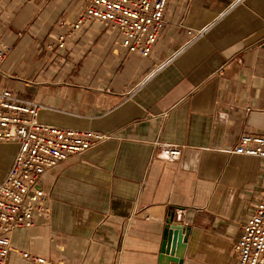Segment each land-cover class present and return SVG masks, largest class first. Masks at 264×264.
I'll use <instances>...</instances> for the list:
<instances>
[{"label":"crops","instance_id":"1","mask_svg":"<svg viewBox=\"0 0 264 264\" xmlns=\"http://www.w3.org/2000/svg\"><path fill=\"white\" fill-rule=\"evenodd\" d=\"M30 1L2 0L0 20ZM55 2L43 10L60 9ZM41 10L33 26L26 14L16 23L18 42L2 37L11 52L0 91L41 104L40 124L107 139L43 176L50 217L12 233L4 264H38L22 252L61 264H158L171 213L190 229L183 264H235L232 245L264 191V160L229 153L241 136L264 135V0H169L146 58L96 24L57 55L34 38L51 27ZM166 146L180 157L165 160ZM17 149L0 143V180Z\"/></svg>","mask_w":264,"mask_h":264},{"label":"built area","instance_id":"2","mask_svg":"<svg viewBox=\"0 0 264 264\" xmlns=\"http://www.w3.org/2000/svg\"><path fill=\"white\" fill-rule=\"evenodd\" d=\"M168 1L82 0L83 8L73 20H58L59 32L46 48L57 55L64 54L69 43L78 40L87 26L96 24L115 35L120 48L128 54L146 58L164 27ZM187 34L191 36V32ZM200 35L201 32L193 35L192 40ZM10 52L11 48L0 34V66ZM42 109L41 104L18 97L9 89L0 91V143L18 146L5 176L0 180V264L5 263L15 230L30 228L36 219L46 222L50 217L49 196L41 187L43 176L69 157L107 139L94 131L40 124L37 117ZM161 153L165 160L175 161L181 150L166 146ZM229 153L264 160V135L241 136ZM232 252L235 264H264V191L241 225ZM20 255L38 264H61L27 252Z\"/></svg>","mask_w":264,"mask_h":264},{"label":"rangeland","instance_id":"3","mask_svg":"<svg viewBox=\"0 0 264 264\" xmlns=\"http://www.w3.org/2000/svg\"><path fill=\"white\" fill-rule=\"evenodd\" d=\"M48 1L49 0H31L30 4H32V5H30V4L27 5V6H30L29 10H25L24 9L22 11L21 10L12 11L10 13V16L6 19V21L0 20V34H1V36L4 39L8 38V37L9 38L11 37V39H13V41H17L18 42L20 39H17L18 37L16 38L15 34L17 32H19L18 29H20V28H19L18 24H16V23L17 22H22V20L24 19V15L26 14V15H28L30 17V19H32V20H30L29 25L33 26V24L35 23V20H36V19H34L35 12H37V10L40 8L42 10L39 11V13L37 15V18L38 17H42L43 20L46 19L48 24L51 25L49 31H45L44 29H42L43 32H44L42 34V37L38 36V34L34 37V38L38 39L39 42L37 44H39V46H40L42 39L46 40V41L47 40H51V38L55 35V33L59 31V29L57 27L58 19L67 18V17L70 16L71 13L74 12L71 9H67L69 4H71L72 6H76V7L77 6L81 7V4H82L81 0H56L54 5H56V4H58V5L62 4V5L60 6V9H59V7L55 8L54 9L55 12H53L55 14H53V13L50 12L51 9H53L50 6L46 10H43V7H45L47 5ZM25 5H26V3H24L22 6H25ZM18 12H21V14H19ZM46 12H47V14H46ZM40 34H41V32H40ZM24 38H26V37H24ZM26 40L28 41L26 43V49L30 46V48L27 49L28 51L26 52V54H28V55L30 54V56L32 57V56L35 55L36 51L39 50V47H37V49L36 48L33 49V46H31L32 43L35 42L33 38L28 37V39H26ZM31 40H33V41H31ZM15 44H16V42H14L13 45L15 46ZM15 51H18V50L16 49ZM20 53H22V52H20V51L17 52L18 55ZM31 53H32V55H31ZM34 58H35V56H34Z\"/></svg>","mask_w":264,"mask_h":264},{"label":"water","instance_id":"4","mask_svg":"<svg viewBox=\"0 0 264 264\" xmlns=\"http://www.w3.org/2000/svg\"><path fill=\"white\" fill-rule=\"evenodd\" d=\"M190 229L169 214L162 232L158 264H183Z\"/></svg>","mask_w":264,"mask_h":264}]
</instances>
